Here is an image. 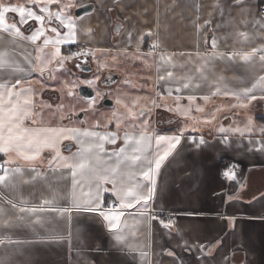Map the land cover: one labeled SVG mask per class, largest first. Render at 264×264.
Listing matches in <instances>:
<instances>
[{
    "label": "crops",
    "instance_id": "1",
    "mask_svg": "<svg viewBox=\"0 0 264 264\" xmlns=\"http://www.w3.org/2000/svg\"><path fill=\"white\" fill-rule=\"evenodd\" d=\"M74 2H91L94 6L91 12L77 21L76 43L62 46V52H70L74 45H86L88 51L94 52L88 56L92 72L83 74L75 66L81 61L74 59L65 62L63 69L51 75L47 72L43 76L39 72L29 74L28 82L20 87L34 89L32 111L39 115L37 125H33L31 120H26L25 125L115 132L118 136L116 143H106L105 151L100 154L105 165L114 163L116 157L113 154L125 146V132L135 134L145 119L154 133L173 135L184 129L185 138L161 168L155 200V209H163L165 218L171 216L175 227L169 234L158 222L152 221L150 233L145 227L137 234L142 245H149L147 250L152 264H174L166 249L174 250L184 264H224L226 255L232 259V264H264V153L250 151L248 145L249 139L261 138L260 130L264 129V122L260 117H264V100L253 101L245 109H233L230 105L237 101L231 95H212L216 91V77L223 76L230 89L251 86L255 78L264 75V67L258 60L251 67L238 60H215L207 81H197L199 88L182 89L178 94L173 83L158 80L163 70L157 71L156 60L144 62L135 55L137 50L147 52L150 43H159L166 54H176V68L172 70L180 77L191 75L204 54L212 51L213 37L217 41L218 52L250 51L252 47H260L264 45V30L256 21L264 22V13L260 12L261 0H243L241 6H235V0H220L219 8L214 6L216 0H72ZM197 20L200 31H197ZM206 20L210 21L207 26L204 23ZM89 28L92 30L90 33L86 31ZM149 32L151 36L146 35ZM240 33H247L248 40L244 41ZM3 47L11 45L0 41V48ZM197 53L200 55L197 56ZM28 54L35 55L33 45L28 41H19L13 56L23 64ZM100 65L106 67L101 68ZM24 66L27 67L26 64ZM53 75L55 77L51 82ZM97 75L100 79L92 88L95 91L107 88L104 99L110 98L113 104L105 105L101 101L89 108V101L79 94L78 89L84 84L82 81L94 79ZM65 77L70 82L76 81L72 97L66 92L64 94L60 87L61 79ZM238 80H243V84ZM169 88L172 89L171 96L168 95ZM177 95L181 96V107H187V96H197L192 113L187 118L174 110L169 111L175 109ZM150 96L154 97L156 105L161 106L154 105ZM204 96L209 99L205 101L202 99ZM113 97H120L130 106L132 100H138L134 110L138 112L143 108L145 116L125 119L121 116L124 114L122 111L114 116L111 112ZM73 98L80 102L78 109L84 111L79 118L73 115L66 118L67 102ZM60 105H63L62 110L58 109ZM196 106L204 111L196 112ZM218 106L222 110L215 113L211 123H205L204 120L211 119L213 110ZM117 118L120 119L119 128L116 127ZM249 121L253 129L251 134L241 137L229 131L228 142H222L225 134L219 132L221 126L244 129ZM97 122L99 127H96ZM188 137L196 138L197 142L203 137L206 143L197 148ZM59 148L63 155L70 156L77 151L78 145L75 141L64 140ZM53 155L54 152L45 150L34 164L38 171L47 175V180L40 177L23 183L35 173H29L25 162L17 160L15 164L25 166L23 179L18 177L15 181L19 185L18 190L8 192L0 188V192H5L17 203L25 201L29 206L38 205L43 198H50L53 176L49 172L48 160ZM6 159L8 157L0 154L1 162ZM224 164L239 167L237 180L243 183V188L221 176ZM52 187L67 191L69 186L52 184ZM226 193H236L239 199L227 201ZM103 198L110 204L114 196L109 192L104 193ZM58 203L68 207L66 200L61 199ZM5 207L13 213L17 211L8 205ZM233 216L236 217L234 227L225 219ZM72 218L71 251L66 244L34 242L9 245L7 248L0 245V257L9 255L13 264H139L138 254H131L125 251V246L117 244L107 222L98 214L73 211ZM0 233L15 240L38 241L44 230L20 225L8 230L0 228ZM216 240L222 241V244L213 250L211 256L202 254L195 247L198 243L207 244ZM185 241L192 246L191 252L185 251Z\"/></svg>",
    "mask_w": 264,
    "mask_h": 264
},
{
    "label": "snow or ice",
    "instance_id": "2",
    "mask_svg": "<svg viewBox=\"0 0 264 264\" xmlns=\"http://www.w3.org/2000/svg\"><path fill=\"white\" fill-rule=\"evenodd\" d=\"M243 0H235V6H241ZM72 0H22L20 3H12V0H0V41L11 45V47L0 48V154L8 159L0 162V188L8 192H16L19 185L15 182L19 177L23 179L25 166L31 175L23 183H30L43 177L47 180V175L38 171L34 166L35 162L41 159L45 150L54 152L48 160L49 172L52 173L53 181L50 184L51 197L43 198L38 205L29 206L25 201L17 203L5 192H0V228L11 229L20 225H27L34 230L38 227L44 230V234L38 241L15 240L9 235L0 233V245L6 248L9 245H21L24 243H49L66 244L69 251L72 249L73 240V211H83L96 213L108 224V230L114 236L117 244L125 246V251L131 254H138L139 264H152L150 253L147 250L148 244H141L138 240V233L144 231L145 227L150 233L151 222L156 221L161 228L171 234L175 227V222L171 216L165 218L164 210L155 209L157 198V179L165 161L173 154L181 140L185 138L184 129L173 135L154 133L149 127V121L145 119L139 126L135 134L125 132V146L115 152L116 159L111 165H105L102 161L101 153L105 151V144H115L118 136L115 132H100L96 130L67 128V127H29L25 125L26 120H31L33 125H37L39 113L33 112L34 89L31 87H20L28 82V75L32 72H39L41 76L45 72L51 75L58 69H63L65 62L78 60L75 66L81 72L90 71L83 67L87 63L86 58L91 54L88 50L71 51L62 53V46L76 43L77 21L82 16L74 17L71 13L73 7ZM215 7H220V0H216ZM55 7V10H54ZM85 15L89 12V6H82ZM11 21V22H9ZM205 26L210 21H205ZM260 28L264 30V22L256 21ZM197 31H200L199 22L196 23ZM90 33L92 30H86ZM26 33H28L26 35ZM151 36L152 33L146 34ZM244 41L248 40L247 33L239 34ZM131 39V33L128 34ZM7 38V39H6ZM144 37H141L143 40ZM28 41L33 45L34 53L24 57L22 64L14 56L13 52L19 41ZM51 51H48V49ZM215 37L211 39V50L206 52L198 66L194 67L191 75L177 77L172 69L176 68L174 61L175 53L166 54L159 43L153 42L148 47L147 52L137 50L136 58L144 62L149 59L157 61V71L163 70V74L158 75L159 81L171 82L175 85L176 93H181L182 89L200 87L197 81H207L212 71L215 60H227L229 62L240 61L251 67L258 60L264 67V45L252 47L250 51H229L227 53L218 52ZM181 55H185L181 53ZM200 54L197 53V56ZM191 58V54H188ZM115 59V57H113ZM27 65L25 67L24 65ZM101 68L106 65H100ZM97 75L94 79L82 81L89 87H94ZM110 79V77L108 78ZM216 91L213 96L223 94L231 95L237 103L230 105L231 108H247L253 101L264 100V75H259L251 83V86H243L235 89L228 88L223 76L214 79ZM243 84V80H238ZM76 81L65 82L63 87L67 89V95L72 97V89L76 87ZM223 88V92L221 91ZM259 92V95H257ZM99 93H97L98 95ZM168 95H172L169 88ZM92 108L95 97H85ZM177 95L175 109L183 117H189L192 113V106L197 100L196 95L187 96V107H181ZM205 101L208 96L202 97ZM116 104L126 109V113L121 114L125 119H134L137 115L145 116L143 108L135 111L138 100L125 103L123 99L117 97ZM156 105V101H152ZM161 106V105H156ZM51 107V106H48ZM62 110L63 105L58 106ZM222 109L213 110L211 119H205V123H211L215 119V113ZM84 111V109H81ZM196 112H203L204 109L196 106ZM116 114L114 113V116ZM63 118V117H62ZM96 127H99L97 122ZM116 127H120V119L117 118ZM135 127V125H134ZM239 134L244 137L246 133L251 134L253 129L251 121L244 129L239 127L228 129L221 126L219 132L225 135L222 142H228L227 133ZM261 138L258 140L249 139L250 151L264 153V129L260 130ZM64 140L75 141L78 145L77 151L70 156L62 154L59 145ZM190 143L197 148L206 142L203 137H188ZM153 142L155 148H153ZM14 154V158H13ZM17 160L25 162V166L15 164ZM15 164V166H10ZM237 165L225 166L220 173L229 182H236L241 188L243 183L237 180ZM54 185L66 184L67 191H62L52 187ZM111 185V187H107ZM111 193L114 200L108 204L104 200V193ZM227 201L239 199L236 193L225 194ZM264 198V197H262ZM61 199L68 201V207L61 206L58 201ZM10 209L17 210L16 213ZM134 210V211H129ZM129 218L131 223H129ZM232 227L235 226L236 217H225ZM222 244V241H209L207 244L198 243L195 247L202 253L211 256L214 249ZM183 247L186 252H191L192 246L187 241ZM15 251V249H13ZM166 254L172 257L174 264H184L174 250L166 249ZM235 255V253H233ZM0 264H13L9 255L0 257ZM224 264H232V259L227 255L224 257Z\"/></svg>",
    "mask_w": 264,
    "mask_h": 264
},
{
    "label": "rangeland",
    "instance_id": "3",
    "mask_svg": "<svg viewBox=\"0 0 264 264\" xmlns=\"http://www.w3.org/2000/svg\"><path fill=\"white\" fill-rule=\"evenodd\" d=\"M63 53V52H62ZM92 55L94 54V52H90ZM64 54H67V53H64ZM54 75H53V78L51 79V82L54 80ZM70 82L66 77L63 79H61V82H60V87L62 88V91L64 92V94H65V92L67 93V89H65L64 87H63V85H64V83L65 82ZM151 88H152V90H153V83H151ZM96 95H95V102L96 103H98L99 104V102H101V101H103V99H104V95L106 94V92H108V89L107 88H105V87H103V90L101 91V90H99V89H97L96 91ZM97 93H99L98 95H97ZM153 96H150V100L151 101H153ZM113 100H114V107H113V109L111 110V112H113V113H116L117 115H120L118 112L119 111H122L123 113H126V110L124 109V107H122L121 105H118V104H116V99H115V97H113L112 98ZM85 102V101H84ZM78 104H80V102L77 100V99H75V98H73L71 101H68L67 102V109H66V114H64L65 115V117L67 118L68 116H70V115H73L74 117L76 116V118L78 117L79 118V115L83 112V111H81V109H78V107H77V105ZM220 107H224V105H219ZM219 106L218 107H216V108H219ZM226 106H228V105H226ZM245 109V108H244ZM228 111V110H227ZM232 113H234L233 111H232ZM68 118H70V117H68Z\"/></svg>",
    "mask_w": 264,
    "mask_h": 264
},
{
    "label": "water",
    "instance_id": "4",
    "mask_svg": "<svg viewBox=\"0 0 264 264\" xmlns=\"http://www.w3.org/2000/svg\"><path fill=\"white\" fill-rule=\"evenodd\" d=\"M89 10H91V7H89ZM83 13H85L84 12V8L80 9V11H76L75 12V16H80ZM87 59L88 58H86V60ZM78 92L84 98L85 97H95V95H96L95 90L92 87L87 86L86 84L80 85L79 86V89H78ZM103 104H105V105H112L113 104V101L110 98L106 97L103 100Z\"/></svg>",
    "mask_w": 264,
    "mask_h": 264
},
{
    "label": "flooded vegetation",
    "instance_id": "5",
    "mask_svg": "<svg viewBox=\"0 0 264 264\" xmlns=\"http://www.w3.org/2000/svg\"><path fill=\"white\" fill-rule=\"evenodd\" d=\"M20 2H22V0H12V3H20ZM73 5L74 6L71 9V13L73 14L74 17H77V16H75V12L76 11H80V9L83 8L82 6H85L86 5V6L91 7V10H89V12L92 11L93 6H94L93 3H91V2H86V3H83V4H76V2H74ZM54 10H55V7H54ZM84 15H85V13L81 14L80 16H84ZM83 67L90 70V71L83 72V74H86L87 75L90 72H92V66H91V62L89 60V57H88V62L85 63Z\"/></svg>",
    "mask_w": 264,
    "mask_h": 264
},
{
    "label": "built area",
    "instance_id": "6",
    "mask_svg": "<svg viewBox=\"0 0 264 264\" xmlns=\"http://www.w3.org/2000/svg\"><path fill=\"white\" fill-rule=\"evenodd\" d=\"M260 12L261 13H264V6L261 7ZM150 45H151V43H150ZM80 50H88V47L86 45H84V44L74 45V46L71 47L70 52L71 51H80ZM232 165H234V164H227L225 166H232ZM225 166L223 167V169L225 168ZM223 169H222V171H223ZM235 170L238 171L239 170V167L237 166ZM113 200L114 199H111L110 200V204L113 202Z\"/></svg>",
    "mask_w": 264,
    "mask_h": 264
},
{
    "label": "trees",
    "instance_id": "7",
    "mask_svg": "<svg viewBox=\"0 0 264 264\" xmlns=\"http://www.w3.org/2000/svg\"><path fill=\"white\" fill-rule=\"evenodd\" d=\"M261 6H264V0H261ZM260 120L264 122V117H260ZM226 164H224L223 166H225Z\"/></svg>",
    "mask_w": 264,
    "mask_h": 264
}]
</instances>
